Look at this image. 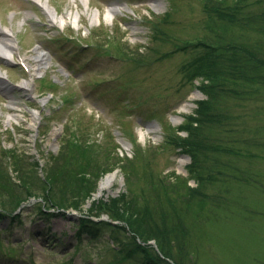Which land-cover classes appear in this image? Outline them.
I'll use <instances>...</instances> for the list:
<instances>
[{
	"label": "rangeland",
	"instance_id": "obj_1",
	"mask_svg": "<svg viewBox=\"0 0 264 264\" xmlns=\"http://www.w3.org/2000/svg\"><path fill=\"white\" fill-rule=\"evenodd\" d=\"M206 1L48 0L59 15L71 12L79 16V27L73 23L60 27L51 23L37 0H0V24L12 28L18 44L12 59L16 64L0 60L7 85L16 87L11 91L0 87L1 159L5 158L1 147H23L28 155L36 156L31 161L42 163L34 171L36 180L42 182L50 169L60 166L63 158H56L61 146L66 145L71 158L69 154L75 151L69 146L77 140L105 151L111 165L118 156L127 158L125 170L117 167L100 179L99 183L107 175H115L96 196L110 199L126 192L125 172L131 168L134 190L148 189L149 183L140 177L148 171L153 172L155 187L161 183V192L177 177L196 186L199 180L189 173L190 154L165 143V135L177 132L187 136L179 128L206 97L198 88L200 81L187 80L183 68L206 49H177V45L207 35L220 41L206 26L221 28L223 21L209 17ZM208 1L232 5L239 0ZM260 1L251 7L252 12L264 10V0ZM110 6L120 10L107 19ZM96 12L100 20L93 23L91 15ZM238 25L229 40L264 42L263 30L247 31ZM154 27L166 29L168 36L155 34ZM37 47L49 53L42 72H35L33 59L28 60ZM154 48L174 53L156 60L159 54H149ZM137 51L155 60L140 62L131 55ZM20 57H26L29 64ZM26 79H32L28 89L21 86ZM254 88L257 93L253 98H221L219 102L231 116L225 125L205 126L217 150L208 160L204 157L206 167L196 170L206 176L200 182L202 196L192 197L194 208L186 210L196 224L185 227L189 237L181 236L178 246L188 259L194 253L189 264H264V84L257 83ZM33 112L39 116L34 118ZM4 168L16 178L12 165ZM56 172L53 175L59 180ZM74 182L73 189L78 184ZM18 186L11 190L15 196L22 192ZM22 188L25 192L26 187ZM76 194L77 188L72 192L56 189L55 195L73 198ZM36 205L21 210L15 221L0 219V264H115L108 229L78 240V213H54L46 219ZM150 243L156 246L155 240ZM123 264L136 263L128 260Z\"/></svg>",
	"mask_w": 264,
	"mask_h": 264
},
{
	"label": "trees",
	"instance_id": "obj_2",
	"mask_svg": "<svg viewBox=\"0 0 264 264\" xmlns=\"http://www.w3.org/2000/svg\"><path fill=\"white\" fill-rule=\"evenodd\" d=\"M207 1L204 8L209 17H217L223 22L221 28L208 25L206 28L218 34L220 41L219 38L207 35L195 42L177 45V49H206L203 54L194 57L183 66L186 70V79L191 82L200 81L198 88L206 97L198 101L195 113L179 128L185 130L187 136L177 132L174 136L170 132L165 135V143H172L183 152L190 154L192 161L189 173L199 180L198 184L191 187L187 178L177 177L171 185L168 183V186L164 187V192H161V183L159 182V187H155L152 183L153 172L148 171L140 177L149 183V187L148 189L146 186L141 187L142 190L138 191L133 189L134 183L130 181L131 176H134V168H131L130 171L125 172L126 192L110 199H106L105 195L102 196L103 198H96L85 209V205L87 206L97 192L100 179L117 167L123 170L127 158L118 156L117 160L121 163L117 161L112 162L113 165H111L109 164L110 156L103 155L105 151H96L86 142L80 143L73 140L69 147L72 151H78V154L75 152L69 154L71 159L67 156L66 145L61 146V151L56 158L57 160L63 158L60 166L50 169L47 177L41 182V179L36 180L39 178L34 172L38 162L31 161L24 149L12 146L3 149L2 153L6 159L4 165V159L0 157V181L3 182L0 183V218L17 219L20 215L13 213L22 204L30 202L32 198L41 199L42 202H37L41 214L51 215L53 212L49 209H56L61 214L66 210H76L82 215L77 224L78 239H82L84 234L96 237L102 230L108 229L112 239L111 248L114 251L115 264H123L128 260H133L136 264H189L188 261L194 258V253L188 259V255L184 257L185 254L178 246L181 236L185 235V239L189 237L186 235L188 230L185 227L190 228L193 223L190 217L188 218L190 215L186 210L191 211L194 208V203L190 202L192 197L202 196L200 182L206 179V176L201 171L196 173V170L198 167H206L210 154L217 150L214 137L205 131V126L214 128L225 125V120L231 116L223 103L219 102L221 98L223 100L224 96L230 95L241 99L253 98L257 93L254 86L257 83L264 84V53H262L264 42L255 40L252 44L248 43L247 39L229 40L232 35L230 32H234L233 28L238 25L237 23L247 31H264V10L252 12L251 9L253 5L261 1L239 0L232 5L222 4V2L215 5ZM154 30L155 34L168 36L167 30L162 27L156 29L154 27ZM156 38L159 39L160 36L156 35ZM242 39L245 38L242 37ZM223 40L224 42H221ZM142 53L137 51L131 55L140 62L148 63L155 59L167 58L174 51L154 48L149 54L159 55L149 60ZM201 133L204 134L201 136ZM9 165H12L16 172L15 179L9 174V168H4ZM54 170L59 173L57 176L59 180L53 175ZM17 179L21 183H18ZM73 180L78 181L74 189L72 185L76 186L77 182L72 183ZM17 185H19L18 188L21 187L22 192L19 194L15 192V196L14 191L11 190ZM22 187H26L25 192ZM76 188L77 194L73 198L55 195L56 189L61 192L71 189L72 192ZM4 191L8 193L5 195ZM9 196L12 202L8 199ZM183 197L189 198L184 201ZM43 203L46 209L42 207ZM104 215H107L109 220H101L100 218ZM151 240H155L156 246L150 243Z\"/></svg>",
	"mask_w": 264,
	"mask_h": 264
},
{
	"label": "bare ground",
	"instance_id": "obj_3",
	"mask_svg": "<svg viewBox=\"0 0 264 264\" xmlns=\"http://www.w3.org/2000/svg\"><path fill=\"white\" fill-rule=\"evenodd\" d=\"M46 10L50 18L51 23L58 24L61 27H64L70 23H73L76 27H79L80 20L77 14L68 12L67 14L59 15L55 9L49 4L48 0H37ZM85 2V0H83ZM120 10V7L110 6L106 12V18L111 19L115 12ZM92 22H99L100 14L94 13L91 15ZM18 50V44L14 37L12 28L4 27L0 24V60L8 61L13 59L14 54ZM33 59V64L31 65L35 72H42V70L47 66L49 53L42 47H37L36 53L28 57V60ZM6 73L0 69V87H4L9 91L13 90L15 87H10L7 85ZM31 84V79H26L21 83V86L28 89ZM34 118L38 116L37 112H33ZM115 175H108L101 183L99 191L103 190L113 179Z\"/></svg>",
	"mask_w": 264,
	"mask_h": 264
},
{
	"label": "water",
	"instance_id": "obj_4",
	"mask_svg": "<svg viewBox=\"0 0 264 264\" xmlns=\"http://www.w3.org/2000/svg\"><path fill=\"white\" fill-rule=\"evenodd\" d=\"M112 175H114V174H112Z\"/></svg>",
	"mask_w": 264,
	"mask_h": 264
}]
</instances>
